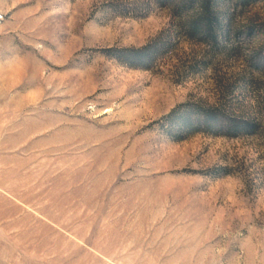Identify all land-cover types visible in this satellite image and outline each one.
<instances>
[{"label":"rangeland","instance_id":"374dc122","mask_svg":"<svg viewBox=\"0 0 264 264\" xmlns=\"http://www.w3.org/2000/svg\"><path fill=\"white\" fill-rule=\"evenodd\" d=\"M208 1L0 0V264H264V0Z\"/></svg>","mask_w":264,"mask_h":264},{"label":"trees","instance_id":"16d2710c","mask_svg":"<svg viewBox=\"0 0 264 264\" xmlns=\"http://www.w3.org/2000/svg\"><path fill=\"white\" fill-rule=\"evenodd\" d=\"M166 1V0H164ZM186 2H191L192 3H195L197 2L198 0H185ZM202 5H203V8L205 9V13H207V15L209 14L210 17L213 16V13H212V7L210 6L209 4V1L208 0H200ZM213 23L214 21H201V19H197L196 21H194L192 23L193 25V28L194 29H200L202 28L203 26L206 28V29H209L211 32H212V28H213ZM211 119L207 118L206 119V122H210ZM242 126V130L247 133H253L255 132L256 128H257V125L256 123H251V122H247V123H243V124H240ZM226 127V125H224Z\"/></svg>","mask_w":264,"mask_h":264}]
</instances>
